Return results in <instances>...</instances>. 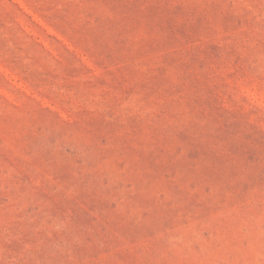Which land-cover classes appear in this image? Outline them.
Returning <instances> with one entry per match:
<instances>
[{
	"label": "rangeland",
	"instance_id": "374dc122",
	"mask_svg": "<svg viewBox=\"0 0 264 264\" xmlns=\"http://www.w3.org/2000/svg\"><path fill=\"white\" fill-rule=\"evenodd\" d=\"M0 264H264V0H0Z\"/></svg>",
	"mask_w": 264,
	"mask_h": 264
}]
</instances>
